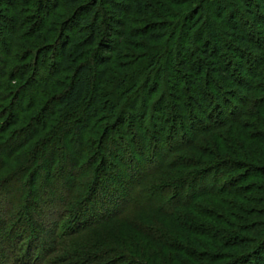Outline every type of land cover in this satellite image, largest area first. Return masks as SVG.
Instances as JSON below:
<instances>
[{
    "label": "trees",
    "instance_id": "trees-1",
    "mask_svg": "<svg viewBox=\"0 0 264 264\" xmlns=\"http://www.w3.org/2000/svg\"><path fill=\"white\" fill-rule=\"evenodd\" d=\"M263 8L0 0V264H264V222L232 204L254 189L264 206V57L253 80L240 78L258 34L237 26L259 25ZM200 100L225 108L204 125Z\"/></svg>",
    "mask_w": 264,
    "mask_h": 264
},
{
    "label": "rangeland",
    "instance_id": "rangeland-1",
    "mask_svg": "<svg viewBox=\"0 0 264 264\" xmlns=\"http://www.w3.org/2000/svg\"><path fill=\"white\" fill-rule=\"evenodd\" d=\"M220 0H215V3H218ZM224 5V7H225V3L223 4ZM227 6H229V5H227ZM241 6V4H239V7ZM264 9V8H263ZM263 9L260 11V10H258L257 9V12L258 11H260L259 12V14H257V17H260L261 15H263V14H260V13H264V11H263ZM263 11V12H262ZM238 12V11H237ZM239 14H240V12H238ZM231 15L233 14V16L234 15H236V12L235 13H230ZM243 15L244 14H246V13H242ZM226 16V15H225ZM214 20H216V19H214ZM247 20H249V25H246V26H244L243 25V27H242V25L241 24H239V22L237 23V26L239 27L240 26V28L241 29H244V32H245V30L247 31L246 33H247V35H250V34H252V35H255V34H258L257 36H258V38H257V43L256 42H252V44L253 45H255V48H257L256 49V51H254V52H252L253 53V57H255V60H252L251 61V63H249V64H240L241 66H242V70H243V72H241V75H239L240 76V78H241V76L243 77V78H241V79H247L248 81H251V80H253V76L255 75V73H256V71H257V69L258 68H260L259 67V65H260V63L263 61L262 60V57H264L263 56V54H264V19H260V21H259V25H255L254 24V21H252V20H250V19H247ZM216 21H218L217 23L218 24H222V21H219V20H216ZM222 45H223V43H221ZM221 45V46H222ZM224 46V45H223ZM227 46L225 45V47H223L224 49L222 50V52H223V56H227L228 55V52H229V50L226 48ZM190 48L191 47H189V46H186V50H188V51H190ZM230 55V54H229ZM256 58H258V59H256ZM235 63V62H234ZM238 64V63H237ZM238 71H240L239 69V66H238ZM237 75V73H235L234 74V72H233V74H232V76H236ZM240 78H238V80L240 79ZM217 83L218 84H220L221 86H223L224 87V89H225V91L227 92V94H229L230 96H233V94H234V89H230V87L228 88V86L227 85H224L223 84V82L219 79V80H217ZM240 84V83H239ZM219 85V86H220ZM244 86L245 85H242V84H240V85H238V88L237 89H235L236 90V92H242L243 91V89H244ZM205 89L206 90H210L212 93L214 92V90H213V88H212V85L211 84H207V85H205ZM233 98V97H232ZM234 102L236 101V99H234L233 100ZM236 103V102H235ZM192 106V108H195V114H197V116L198 117H203V122L201 121V123H204V125L205 124H207V123H210L211 121V114H213V112H215V117H220V114H219V112H221L222 111V109L223 108H225V106H224V104H222V105H220L219 107H218V105H217V107H216V105H215V103H214V106H215V110L214 111H211L210 110V105H209V103L207 104V102L205 103V101L204 100H200L199 101V104H198V106H193V105H191ZM224 106V107H223ZM193 110V109H192ZM209 117H210V119H209ZM225 119H227L226 117L223 119V120H225ZM170 125V124H169ZM178 125H180V124H178ZM136 126V125H135ZM195 123H194V120L192 119V117L190 118V121L188 122V124L186 123V130H187V135H188V137L189 136H193L195 133ZM201 128H203V127H200L198 130H201ZM181 129H179L178 131H180ZM186 134V133H185ZM178 135H180V136H182V135H184V131L183 132H179L178 133ZM130 138H128L127 139V141H125L126 142V146L128 147V144H130L131 142H130ZM179 143H181V142H179ZM126 150L128 151V149H126V147L124 146V150H123V148L122 149H119V150H117V151H119V153H118V155L119 156H121L122 158H126V156H127V152H126ZM116 151V152H117ZM129 152H131V153H133L135 156H138L137 157V162H143V164H144V167H146V168H148V165H147V161H145V160H150V154H146V155H142L141 156V154L140 155H138L139 153V151L138 150H135V149H133L132 148V144H131V149H129ZM128 154H130V153H128ZM133 155V156H134ZM109 160L113 163V164H115L114 165V167H113V173H115L116 175H118L119 176V178L121 179V178H123V175H125L126 173L128 174L127 176L129 177L130 176V174H131V171H129V169L127 170V169H124V165L123 164H121L120 162H118V160H117V158L116 157H112V156H110L109 155ZM160 158H158V159H156V160H159ZM155 160V159H154ZM147 162V163H146ZM132 164V163H131ZM107 178H109V179H107L108 180V182H115V180L114 179H112L111 177H107ZM106 179V178H105ZM37 184V183H36ZM247 185H243V187H246ZM105 187H106V184H105ZM243 187H241V188H243ZM100 188V190L98 191L99 192V194H100V192H102L103 191V188L102 187H99ZM119 188H120V186H119ZM122 188V187H121ZM190 188H192V186H190L189 188H187L186 190H185V192H189L190 191ZM34 190H35V192H36V196L34 197V202H36V203H40L41 205H39V209L36 211V213H38V214H41V212H43L44 214H46L45 215V217L43 218L44 219V222H46V221H48V210H47V208H46V206H43L42 204H43V201H42V199H40L38 196H41V193L40 194H38L39 193V186L38 185H36V186H34ZM254 190V189H253ZM250 191V193L247 191V193L249 194L248 195V197H246L247 199L246 200H250L251 201V203H248V201H246V203L245 202H243V201H241V200H234L233 201V208H234V213H236V215H238L239 217H241V218H245V219H248V217L249 216H255L254 218H253V220H255L254 222H257V221H259V220H262L263 222H264V219H258L257 217H256V215L255 214H258V215H260V214H263L264 213V206L263 205H261L259 202H258V200H259V198L260 197H262L257 191ZM44 191V190H43ZM104 192H106V191H104ZM103 193V192H102ZM47 194L49 195V200H51V201H53V200H56L57 201V199H58V193L56 192V190H54V191H52V190H48L47 191ZM100 196L101 197H104V195L103 194H100ZM6 197V196H5ZM253 202H256V204L255 203H253ZM5 210H6V208H5ZM241 210H243L244 212H247V214H243V213H241L240 211ZM29 212H31V211H29ZM49 214H51V213H49ZM35 215V216H34ZM262 216V215H261ZM36 217V214H35V212H34V214H33V222H37L38 220H37V217ZM43 217V216H42ZM47 218V219H46ZM250 218V217H249ZM228 220H230V219H228ZM231 222H234L233 220H231ZM236 222V221H235ZM254 222H252L253 223V228H255V223ZM43 223V222H42ZM239 223H240V221H239ZM238 223V224H239ZM247 227H248V225H246ZM45 230H47V228L45 229ZM46 235H47V231H46V233H44V235L43 236H41V239L42 240H46ZM234 235H235V237L233 238V240H235V238H237V237H240V236H242V237H245V235L243 234V233H241L240 231H235V233H234ZM42 240H41V242H42ZM198 253H201V252H198ZM253 264V263H252Z\"/></svg>",
    "mask_w": 264,
    "mask_h": 264
}]
</instances>
